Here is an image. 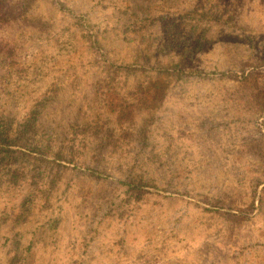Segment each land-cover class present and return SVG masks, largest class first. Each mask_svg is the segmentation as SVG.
<instances>
[{"label": "rangeland", "instance_id": "1", "mask_svg": "<svg viewBox=\"0 0 264 264\" xmlns=\"http://www.w3.org/2000/svg\"><path fill=\"white\" fill-rule=\"evenodd\" d=\"M36 112L0 264H264V0H0V119Z\"/></svg>", "mask_w": 264, "mask_h": 264}, {"label": "trees", "instance_id": "2", "mask_svg": "<svg viewBox=\"0 0 264 264\" xmlns=\"http://www.w3.org/2000/svg\"><path fill=\"white\" fill-rule=\"evenodd\" d=\"M127 65L128 64L124 66L130 69L131 65ZM173 67L176 68V65H173ZM168 70L169 69H167V71ZM243 76L246 78L245 75ZM160 88L163 90V87L160 86ZM123 110L125 111V109ZM5 121L7 120L3 121V119H0V178L2 179L6 177L8 180L16 181L19 177H21L23 170H20L15 164L24 157L32 159H36L37 157L36 152L40 147V139L36 136L40 132V113H33L21 122L20 127L16 128L10 127ZM144 132L145 131H143V134ZM45 133L47 135L49 134V131H45ZM72 134L77 133L76 131H72ZM26 143L30 145V147H28L29 149L24 147ZM59 157L60 155L55 153L54 158L49 159V162H54L59 159ZM135 188H138V186L136 185Z\"/></svg>", "mask_w": 264, "mask_h": 264}]
</instances>
